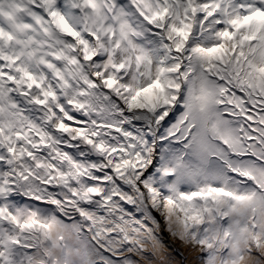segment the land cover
Wrapping results in <instances>:
<instances>
[{
	"label": "rangeland",
	"instance_id": "1",
	"mask_svg": "<svg viewBox=\"0 0 264 264\" xmlns=\"http://www.w3.org/2000/svg\"><path fill=\"white\" fill-rule=\"evenodd\" d=\"M259 141L260 145H264V134H260ZM253 144L255 147V142ZM256 147L257 153H260V146ZM169 157L170 155H165V157L163 158L159 157V160H162L165 164V167L168 169L169 167H167V164H169L171 160ZM151 162L152 158L149 159V163ZM195 166L196 165L192 164H181L177 160L175 162V167L179 169L180 175H185V177H187L189 180L180 182L179 176L174 181L175 184L177 186H182L183 189H186L189 192H192L190 190H205L208 184H214L220 189L232 188L230 181L227 180L224 183V181L220 180L221 168L217 164H214V167L217 168L218 171L214 172L213 175V171L208 173L203 169L205 175L208 174V177L203 178H192L188 175L189 173H194ZM146 177V174H142V177L140 178V180H142L143 187L147 185L145 183ZM171 181H167L164 179L160 181L155 180L153 186L156 187H152L147 193L146 191H143V188H135V186H132V188H130L132 192L127 191L126 197L134 194L131 198L133 202H135L137 196L136 189L138 188V191L142 192V200L147 205L144 207V215H151L152 217L150 218V222L145 225L142 218L137 217L136 213L132 211L134 209L133 205L129 207L123 206L119 215V220H117L116 222L123 221V216L126 215V222H129L131 225L125 227L121 223V225L118 226L119 230H117L118 236L109 240V242L112 243L115 247L114 252L106 249L107 238L105 236L106 230L104 228L98 227L96 223L92 226L88 221L80 223L79 226L74 227L77 231L80 232L82 236H84V238L82 240L79 239L81 247L79 249V252H77L73 256V262L78 261L79 264H103L100 259H102L103 255L105 254V256L112 261V264H118L124 261L131 262L130 264H174L177 262H179L180 264H207L208 261H205L206 257L209 260L208 264H216L218 256V253L216 252V242L220 243L221 239H219L215 243L211 242V244H209L208 239L209 236H211L210 234H216L217 231L213 228H208V226L205 229L198 227V223L200 225V222L203 219L202 213H199L198 211L196 215L190 216V218L197 219V225L186 226L181 220L179 212L186 210L187 206L183 209L180 202L174 203L176 213H174L173 215L170 213L171 207L167 204V197L169 196L166 195L167 193L165 187L168 183L171 184ZM156 188L158 189L159 193L156 198H153L151 191ZM113 195L115 194L110 193L112 199L115 198L112 197ZM116 195L119 196L118 194ZM235 195L236 196H233L234 198H232L231 193H229L227 195H224L225 198H223L227 202H229L230 200H236L237 202L233 206L237 211L235 216L233 215L232 217L227 213L229 218H233V221L231 220L229 222L231 223V228H234L235 222L240 220V218H238V211L244 210L245 212H247L251 207V205L248 203H242L244 200H247L249 202L252 195L249 197H244L246 194L241 192H238ZM115 201L116 200H114L113 202ZM188 204L189 203H187V205ZM103 206L105 207L108 205L104 204ZM104 210L108 209L104 208ZM222 218L228 220L226 216H222ZM179 223L184 226L185 230L179 228ZM240 226L244 227L243 224H241ZM93 227L97 229L98 234L94 233ZM162 231H166V237L163 236L164 234L162 233ZM223 234H225L226 237L231 236L230 232H226ZM263 235L264 229L262 231V236ZM262 238L264 241V237ZM152 239H157L156 245L151 243ZM120 242H123V244L120 245ZM95 245H97L98 247H95ZM225 247L226 246H224L221 250L223 251ZM210 249H214L216 253V257L213 260L211 259L213 256H209ZM238 249H240V246H238ZM240 253H243V248L241 249ZM246 257L254 258L255 261H252H254L255 264H264V242L263 245L261 244V246L258 247L253 245L250 250L246 251L244 256L243 254L240 255L238 263L232 264H248L250 261ZM65 261H67V258L63 261L62 264L70 262Z\"/></svg>",
	"mask_w": 264,
	"mask_h": 264
},
{
	"label": "bare ground",
	"instance_id": "2",
	"mask_svg": "<svg viewBox=\"0 0 264 264\" xmlns=\"http://www.w3.org/2000/svg\"><path fill=\"white\" fill-rule=\"evenodd\" d=\"M209 101H212V99H208ZM238 101V103H240L241 101L240 100H237ZM207 103V100L206 101H204L203 103L202 102H200L199 103V106H198V108L200 109V111H204L205 109H206V104ZM215 128V127H214ZM202 144H203V146L204 147H206L207 146V141L206 140H204V141H202ZM114 188H116V186H112L111 187V189H114ZM154 192H156V190H154ZM153 197H155V196H153ZM167 204L171 207V210H170V213L173 215L174 213H176V210H175V206H174V204L172 203V202H167ZM167 205V206H168ZM218 207H224L225 209H226V211H227V213L230 215V216H232L233 217V215L235 216V214L237 213V211H236V208L235 207H230L226 202H224V201H219V203H218ZM194 209H196L197 210V208H194ZM233 210H235V211H233ZM205 219H209L210 220V218L209 217H207L206 216V218ZM213 223L215 222V221H212ZM241 222H242V220L240 219L239 221H238V225L240 224L241 225ZM121 223L125 226V227H128V226H130L131 224L129 223V222H126V220H123V221H121V222H119V225H121ZM179 225V228H181L182 230L184 229V226L181 224V223H179L178 224ZM239 225V227H238V229L235 231V233L236 234H238V233H240L239 231H240V228H241V226ZM263 226H264V224H263ZM66 229H67V241H66V256H63L62 255V251H61V249H60V247L59 246H57V245H52L51 247H50V260H49V264H52L53 263V261H54V259H56L60 264H62L63 263V261L67 258V260H69V261H71V260H74V255L77 253V252H79V249H80V247H81V243L79 242V239H83L84 238V236H81V235H79V234H75L74 232H73V230L70 228V226H66ZM93 230H94V233L95 234H98V231H97V229L96 228H94L93 227ZM185 230V229H184ZM219 239H221V243H226L227 242V237L224 235V234H219V238L216 240V241H218ZM214 242H215V240H213ZM152 244H154V245H156V243H157V239H152V242H151ZM108 244H110V245H113L112 243H108ZM244 244H245V238H243V237H239V238H237V241H233V243H232V249H231V253H235V255L239 258L240 257V251H241V249L244 247ZM238 246H240V249H238ZM83 247H84V244H83ZM237 247V248H236ZM238 250H239V252H238ZM250 262L248 263V264H255V259L254 258H252V257H246ZM252 260H254V261H252ZM77 263L79 264V262L77 261ZM131 262H126V261H124V262H122V263H118V264H130ZM36 264V263H35ZM174 264H180L179 262H177V263H174Z\"/></svg>",
	"mask_w": 264,
	"mask_h": 264
},
{
	"label": "trees",
	"instance_id": "3",
	"mask_svg": "<svg viewBox=\"0 0 264 264\" xmlns=\"http://www.w3.org/2000/svg\"><path fill=\"white\" fill-rule=\"evenodd\" d=\"M146 109H152V108H148L147 106L145 107ZM131 170L129 169L128 171H125L124 173L125 174H128L129 172H130ZM135 171H136V173H137V178H136V180H135V188L136 187H139V188H141V185H143L142 184V180H140V178L142 177V173H141V169H139L138 168V166H136V169H135ZM123 172V171H122ZM141 176V177H140ZM122 177L123 178H127L125 175H122ZM128 182H126L124 185H126V186H129V184H127ZM145 187V186H144ZM137 190V196H136V199H135V202H133L132 201V196L134 195V194H132L131 196H129L128 198H122V200H123V203L120 201V200H117V202H116V204H119L118 206H116V207H111L110 205H108V206H105L104 208H106V209H110V211H111V214H110V216H113V219L115 220L116 218H117V216H118V214H120V209H122L123 208V206H125V207H129V206H131V205H133L134 206V209H136V210H134V212L137 214L138 213V211H140V214H137V216H139V217H141L142 218V220L144 221V224L146 225L147 223H149L150 222V218L152 217L151 215L150 216H145L144 215V207L145 206H147L146 205V203H144V201L142 200V192H140V191H138L139 189L137 188L136 189ZM143 191H146V193L148 192V190L145 188ZM140 197V200H138L137 198H139ZM91 198H93V197H91ZM116 198H118V196L116 197ZM95 200H97V199H95V198H93V202L95 201ZM89 205H87V204H84L83 205V208H86V207H88ZM249 213H250V210H249ZM76 214H78V215H80V213H76ZM91 214H93V215H98V216H107L108 214L106 213V212H104V211H99V212H97V213H94V212H92ZM126 216V215H125ZM125 216H123V218L125 217ZM92 220V226H93V224H94V219H91ZM85 221H89V219H86ZM144 227V226H143ZM105 230H106V233H105V236H110V238H114V236H112L111 234H110V232L106 229V228H104ZM162 233L164 234H162L163 236H165L166 237V231H162ZM160 236V235H159ZM55 264V263H54Z\"/></svg>",
	"mask_w": 264,
	"mask_h": 264
}]
</instances>
